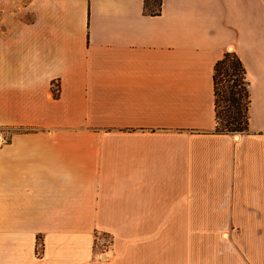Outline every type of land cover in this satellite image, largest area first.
<instances>
[{
	"label": "crops",
	"instance_id": "0c3cea01",
	"mask_svg": "<svg viewBox=\"0 0 264 264\" xmlns=\"http://www.w3.org/2000/svg\"><path fill=\"white\" fill-rule=\"evenodd\" d=\"M0 135V264H264V0H0Z\"/></svg>",
	"mask_w": 264,
	"mask_h": 264
},
{
	"label": "trees",
	"instance_id": "16d2710c",
	"mask_svg": "<svg viewBox=\"0 0 264 264\" xmlns=\"http://www.w3.org/2000/svg\"><path fill=\"white\" fill-rule=\"evenodd\" d=\"M163 0H145V11L149 14L161 12ZM224 73L226 81L224 94L218 86L219 74ZM215 95H216V119L215 130L217 132H235L248 129L250 94L246 85V68L236 51L227 50L217 60L214 71ZM221 96L226 101L224 110L220 103ZM225 116L223 117V114Z\"/></svg>",
	"mask_w": 264,
	"mask_h": 264
},
{
	"label": "rangeland",
	"instance_id": "374dc122",
	"mask_svg": "<svg viewBox=\"0 0 264 264\" xmlns=\"http://www.w3.org/2000/svg\"><path fill=\"white\" fill-rule=\"evenodd\" d=\"M223 78H224V73H221V74H219V78H218V86H219V89H220V91H221V94H224V92H223V89H225L226 88V81H224L223 80ZM220 103L222 104V110H224L225 108H224V104L225 103H229V101H226V99H225V97L224 96H221V100H220ZM225 116V113L223 114V117Z\"/></svg>",
	"mask_w": 264,
	"mask_h": 264
},
{
	"label": "built area",
	"instance_id": "2783aa9c",
	"mask_svg": "<svg viewBox=\"0 0 264 264\" xmlns=\"http://www.w3.org/2000/svg\"><path fill=\"white\" fill-rule=\"evenodd\" d=\"M246 85H247V87L249 88V82H248V80H247V78H246ZM7 141V138L6 137H2L1 135H0V144H2L3 142H6ZM105 240V239H104Z\"/></svg>",
	"mask_w": 264,
	"mask_h": 264
}]
</instances>
